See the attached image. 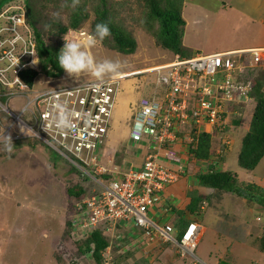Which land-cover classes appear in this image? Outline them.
Wrapping results in <instances>:
<instances>
[{"label":"built area","instance_id":"2783aa9c","mask_svg":"<svg viewBox=\"0 0 264 264\" xmlns=\"http://www.w3.org/2000/svg\"><path fill=\"white\" fill-rule=\"evenodd\" d=\"M13 8L19 12L11 16H6L7 10L0 13V141H4V135L11 140L30 137L52 149L88 178L90 186L75 204L79 212L72 221V226H77L72 233L79 239L94 228H102L109 239L101 252L100 264H113L112 244L123 237L119 229L137 230L139 243L144 245L171 244L177 255L192 260L189 264H205L194 255L203 237L200 224L191 220L178 230L168 222L161 224L149 216L164 187L177 180V175L158 161L157 153L150 152L140 169L125 167L117 177L105 178L108 170L101 161L100 150L110 128L120 81L132 74L94 77L86 82L33 91V85L29 87L20 74L25 69L38 70L36 46L25 23L24 9ZM70 32L76 38L85 35L82 31ZM262 67L264 47H254L176 57L173 62L139 72V75L148 71L158 74L154 88L164 87L165 94L159 102L140 100L131 123V139L139 141L149 136L157 146L167 145L175 140V122L187 119L197 126L208 124L210 130L206 132H211L219 121L224 122L222 115L228 112V105L252 99L256 81L242 78V72ZM191 100L193 109L186 111ZM58 104L69 110L70 128L58 129L52 123ZM188 138L191 141L192 137ZM220 147L216 148V154L222 152ZM163 155L178 161L170 150ZM69 260L67 264H98L92 249L77 259L70 256Z\"/></svg>","mask_w":264,"mask_h":264},{"label":"rangeland","instance_id":"374dc122","mask_svg":"<svg viewBox=\"0 0 264 264\" xmlns=\"http://www.w3.org/2000/svg\"><path fill=\"white\" fill-rule=\"evenodd\" d=\"M100 1L29 0V6L35 14L36 26L47 45L52 48H62V36H58L57 32L58 25H68L71 14L75 9H80L85 19L76 30L84 32L85 35L83 38L78 36L76 38L75 34L67 31L65 38L86 39L92 34L91 25L96 19L95 10L101 8ZM187 1L190 5H186L185 13L187 14L191 9L197 12V15L193 17L194 13L192 17L186 18L188 29L182 32V42L188 43L190 37L191 43L201 51V54H208L207 51L219 46L232 48L264 46V17L261 21L262 18L259 16L264 0H259L257 4H253L252 0H247L249 1L247 4H241V0ZM106 2L112 23L134 37L137 47L132 54H119L105 49L101 43H98L89 50L97 61L105 59L118 61L124 66L120 68L130 69L143 66L149 68L175 61L173 52L157 47L155 43L153 45L152 37L157 32L158 23L150 20L144 0H106ZM221 7L224 10L230 8L231 11L222 13ZM237 7L242 12L233 16L231 13L234 9L237 10ZM63 41L65 43L64 39ZM203 47L206 49L203 50ZM197 48L192 47L190 51ZM165 51L170 56L162 53ZM111 75L114 76L109 74L104 77ZM93 78L86 73L74 78L65 71L54 79L38 74L33 82V91L86 82ZM158 78L159 75L155 72L143 73L137 76L135 88L127 89L125 92H142L144 89H149L151 92ZM121 92H124V89ZM238 106L232 104L230 108L241 109ZM253 107L252 102L245 107L249 122ZM2 121L5 122L6 117H3ZM247 129L243 125L232 133L234 142L230 145L231 148L226 145L227 150H224V146L221 145L220 148L224 152L222 155L226 158L224 170L236 173L240 182L264 189V156L252 171L242 169L238 165L237 156ZM24 139L28 140L24 142L23 148L16 149L17 151L12 149L10 152L5 150L4 141H0V264L68 263L74 247L71 241L62 240V235L64 236L67 230V221L72 222L76 218L73 208L77 201L67 194L66 182L70 181V185L79 188L80 178L69 172L70 165L67 161L38 141L23 137L11 142ZM100 157L101 159L103 157L102 150ZM262 219H264V208L258 204L249 203L232 194H221L212 198L208 207L206 206L199 214L204 234L195 248L194 255L205 264H264V254L259 251ZM170 224L175 225L173 222ZM72 229H77V226H72ZM71 235L73 236V233ZM169 246L172 245H160L161 250L163 247L166 252L174 254ZM163 256L165 260L169 257L167 253ZM191 261L189 257L181 258L177 255L172 264H189Z\"/></svg>","mask_w":264,"mask_h":264},{"label":"trees","instance_id":"16d2710c","mask_svg":"<svg viewBox=\"0 0 264 264\" xmlns=\"http://www.w3.org/2000/svg\"><path fill=\"white\" fill-rule=\"evenodd\" d=\"M144 1L145 5L148 7L147 10L149 12L148 15L150 20H154L158 23L157 32H155L152 37L155 45L157 47L160 46L167 51L169 50L173 52L177 59L191 57V51L182 44L184 21L181 16V7L183 0ZM100 2L101 8L95 10L96 19L91 25L92 33L94 32V28L97 23H107L111 31L110 35L106 37L103 42H101L102 46L115 53L132 54L137 47L135 38L126 34L112 23L109 17L106 0H101ZM16 6H20L24 9L25 23L35 42L36 53L39 61L38 70H23L20 74L21 79L29 87H31L38 74L50 79L61 76L64 70L60 68L57 61V54L61 48H52L50 45H47L43 39L41 31L36 26L37 20L35 18V14L29 6V0H0V13L7 10L6 16H11L16 12H19L18 9L13 8ZM83 19H85L83 11L75 9L74 13L70 16V23L68 25H58L57 32L59 33L58 36H62V47L64 45L63 39L65 37V32L71 29L76 30ZM241 77L254 79L256 81L251 93L252 99L245 103H238L241 109L237 108V110H232L230 108L232 104L228 105V112L226 111V113H223L222 115V119L225 118L224 122L219 121L218 126L214 125L211 132L198 131L194 127L196 124H194V129L188 133V135L192 137L190 141L191 150L196 159L203 162L213 160L211 164H208V166H211L207 167L206 171L197 175L199 186L209 188L212 192L207 195L194 196L188 206V212L190 214L199 215L204 211L200 209V206L203 203L206 202L208 207L210 200L220 196L221 194H232L237 198L244 199L249 203L258 204L264 208V189H260L258 186L250 183L240 182L236 173L224 169L216 170V168L213 167V164L221 162L224 159V155L222 156L224 152L222 151L221 153L216 154V148L220 146L222 141H226L224 138L226 139L228 138V135H233L232 133L236 132V129L238 127H242L243 125H245L248 129L242 139V147L237 156L239 167L247 171H252L264 156V93L262 91V88L264 87V67L261 69L251 68L248 71L242 72ZM250 102L254 104V107L249 122L247 119L248 113H246L245 107L250 104ZM231 128L232 131H230ZM27 140L28 139L13 141L12 149L17 151L16 149L21 147L23 148V145L25 144L24 142H27ZM31 145V148H33V144ZM68 165H70L69 172H73V174L79 176V183L82 184V186L79 184V188H74L72 184L70 185V181L66 182L67 194L69 197H73L77 201L84 196L90 186V183L88 178L83 176L73 165L70 163H68ZM71 182L75 183L76 181ZM73 209L75 210V213L79 212L75 206ZM66 225L67 230L64 233V236L62 235V240L71 241L74 247V250H72L73 252L69 256L77 259L85 252L92 249L94 260L100 264L101 252L108 245L107 238L104 235L102 228L100 230L98 228H94L93 230L87 232L82 238L75 239V237L71 235L73 230L72 222L67 221ZM261 231V236L259 238V251L264 254V231L262 229ZM116 261L117 260L114 259L113 264H116ZM70 263L74 264V262H69V264ZM65 264L67 263L65 262Z\"/></svg>","mask_w":264,"mask_h":264},{"label":"crops","instance_id":"0c3cea01","mask_svg":"<svg viewBox=\"0 0 264 264\" xmlns=\"http://www.w3.org/2000/svg\"><path fill=\"white\" fill-rule=\"evenodd\" d=\"M212 1H210L211 3ZM241 4H247L249 1L241 0ZM259 0H252L253 4H257ZM186 5H190V2L187 0H183L181 7V16L184 21L183 30L188 29V21L187 17H193L197 15V12L189 9L187 14L184 9ZM200 7V6H199ZM234 9V8H233ZM222 13H229L231 11L230 8H220ZM241 9L237 7V10L234 9V12L231 14L234 16L236 13H241ZM259 16L263 20L264 17V5L262 10L259 12ZM75 30V29H74ZM191 39L189 37L188 43L182 42V44L187 47L189 50L193 47L197 48L195 45L191 43ZM152 43L154 45V39L152 38ZM141 46V45H140ZM254 47H264V46H247V47H213L208 52L216 53L222 51L229 50H240L246 48H254ZM143 48V46H142ZM208 48V46L206 47ZM203 47L202 49H206ZM165 56H170L167 51L162 52ZM201 53V51L197 48L194 51H191V56ZM175 56V55H172ZM168 64V63H167ZM165 65V64H162ZM160 66V65H158ZM121 67H124L121 65ZM148 66H143L141 68H120L117 74H129L132 75L126 79L120 81V89L116 94L115 98V106L112 113L111 124L109 128L108 135L106 134V140L102 143V153L103 164L106 166L108 170L107 175L105 177L118 176L119 171L124 170L125 167H131L133 169H140L144 158L150 153L154 152L158 154V161L166 166L170 171L174 172L177 175V180L174 183L169 184L167 187L161 191L159 195V201L155 206H152L149 210V216L158 223H174L173 225L176 229L181 230L184 226L188 224L189 221L194 220L198 224L202 226L199 221V215L190 214L188 212V206L191 203V199L194 196L198 195H207L212 192L209 188H203L199 186L197 181V175L201 172L207 170L208 164H211L213 160L209 162H203L201 160L196 159L194 153L191 150L190 140L188 138L189 131H192L194 127L198 131H209L210 126L208 124H201L198 126H194V124L190 123L187 120L185 122L176 121L173 126V132L175 134V140L170 142L167 145L157 146L156 143L149 136H143L139 141H133L130 137L131 131V123L133 116L136 111L140 107L139 102L142 98H147L151 100L161 101L164 97L165 92H163L164 87H153L151 92L149 89H144L142 92H125L127 89H134L137 81V76L139 72L147 68ZM151 68V67H149ZM113 76V75H111ZM90 77H92L90 75ZM123 81V82H122ZM124 89V92L121 90ZM192 100L187 102L186 111H191L193 109ZM228 138H224L226 140V144L224 146V150L226 145L230 146L234 142L233 135H228ZM228 139V140H227ZM222 145V144H220ZM231 148V146H230ZM166 150L172 151L177 157L178 161H172L163 155ZM216 151V150H215ZM223 156V155H222ZM224 159L216 164H213V167L216 170L224 169ZM237 175V174H236ZM207 206L206 202L200 206V209H205ZM202 207V208H201ZM202 210V211H203ZM207 211V210H206ZM176 224H179L176 226ZM181 227V228H180ZM203 227V226H202ZM120 232L123 233V237L119 238L117 242H113V246L111 248V254L114 259H116V264H172L174 257L177 256L175 249L172 246L168 248L174 251V254L170 252H166L164 248L160 245L163 244H155L154 245H144L142 242L139 243V233L137 230H122L119 229ZM204 234V227H203ZM106 235V234H105ZM106 238L109 239L108 235ZM167 253L169 257L167 260L164 259L163 254Z\"/></svg>","mask_w":264,"mask_h":264},{"label":"clouds","instance_id":"9594fccd","mask_svg":"<svg viewBox=\"0 0 264 264\" xmlns=\"http://www.w3.org/2000/svg\"><path fill=\"white\" fill-rule=\"evenodd\" d=\"M70 31L79 32L73 29L69 30V32ZM110 31L107 23L99 22L95 25L94 32L89 34L86 39H66L64 37L65 43L57 54V61L60 68H62L70 77L74 78L85 73L96 77L97 79H102L105 75L116 74L121 67L118 61L109 59L97 61L89 51L98 43L103 42V40L110 35ZM174 57H176V55ZM57 109L58 112L54 114L52 123H54L58 129L70 128L71 121L69 110L65 106L59 104L57 105ZM12 145L10 137L4 135L5 150L10 152L12 150ZM263 220L264 219L261 220V229Z\"/></svg>","mask_w":264,"mask_h":264},{"label":"bare ground","instance_id":"6f19581e","mask_svg":"<svg viewBox=\"0 0 264 264\" xmlns=\"http://www.w3.org/2000/svg\"><path fill=\"white\" fill-rule=\"evenodd\" d=\"M263 89V88H262Z\"/></svg>","mask_w":264,"mask_h":264}]
</instances>
